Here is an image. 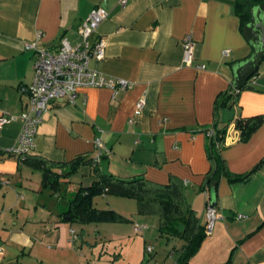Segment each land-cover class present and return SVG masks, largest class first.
Here are the masks:
<instances>
[{
    "label": "crops",
    "instance_id": "1",
    "mask_svg": "<svg viewBox=\"0 0 264 264\" xmlns=\"http://www.w3.org/2000/svg\"><path fill=\"white\" fill-rule=\"evenodd\" d=\"M120 1L0 0V115L16 118L29 102L34 54L23 44L54 50L63 39L74 46L89 11L104 8L107 17L90 37V42H104L103 57L90 58L88 68L131 88L118 90L114 98L107 88H81L72 104L49 103L31 156L51 163L89 160L99 139L108 152L97 165L101 172L143 175L156 183L177 178L185 201L204 224L206 194L199 191L208 170L203 130L216 120L218 128L226 125L220 150L226 172L241 176L261 165L244 182L219 179L214 195L219 217L188 264H264V59L235 105H213L219 93L232 88L231 66L250 52L234 0H124V6ZM184 36L193 43V65L203 69L183 65ZM254 116L260 123L240 141L232 118ZM19 131L17 119L0 128V264H148L146 258L150 264H174L183 243L158 236L156 218L137 215L132 200H92L94 208L112 210L126 223L62 222L67 201L95 179L91 168L79 166L55 191L41 188L40 172L6 153ZM153 227L157 238L176 241L163 259L149 240ZM146 246L152 249L147 255Z\"/></svg>",
    "mask_w": 264,
    "mask_h": 264
},
{
    "label": "trees",
    "instance_id": "2",
    "mask_svg": "<svg viewBox=\"0 0 264 264\" xmlns=\"http://www.w3.org/2000/svg\"><path fill=\"white\" fill-rule=\"evenodd\" d=\"M234 12L240 21V30L248 21L249 6L263 4L264 0H234ZM249 82V80H248ZM246 82L240 90L228 88L219 93L214 99L216 108L229 109L236 104L238 93L250 88ZM238 139L245 141L257 128L260 117L232 118ZM225 127H217L213 120L209 128L203 130L206 138L205 159L208 170L203 175L199 191L206 194L205 208L210 203V192L215 195V188L219 179L224 176L230 183L244 182L255 174L261 163L256 164L247 173L241 176H230L226 172L224 161L220 157L223 146ZM207 131L211 132L207 136ZM19 160L21 158L18 157ZM22 162L30 168L40 172L41 188L55 191L81 165L91 168L95 179L87 187H79L67 201L66 209L59 215L62 222L85 224L126 223L127 220L109 209H96L92 206L93 198L112 196L132 200L135 203L136 214L152 216L157 220L156 233L164 238L178 239L183 245L178 250L174 264H188L189 259L198 251L204 240L205 223L201 224L197 215L185 201L184 186L175 177L169 176L165 183H156L146 179L143 175L123 178L109 173H103L98 166H92L90 159L77 157L68 163H51L40 157H33L31 153L24 155ZM55 170H59L56 172ZM224 264H230V261Z\"/></svg>",
    "mask_w": 264,
    "mask_h": 264
},
{
    "label": "built area",
    "instance_id": "3",
    "mask_svg": "<svg viewBox=\"0 0 264 264\" xmlns=\"http://www.w3.org/2000/svg\"><path fill=\"white\" fill-rule=\"evenodd\" d=\"M120 6L125 1L121 0ZM107 17V12L102 7L92 8L84 21L77 29L79 41L70 46L61 39L54 50L35 48L33 44H23L24 51H31L34 54L32 65V78L28 87L29 102L20 115L13 118L8 115H0V128L5 124L17 119L20 123V131L15 141V146L6 153L16 158H23L31 153L32 140L41 122V114L46 110L49 103L65 100L72 104L76 91L81 88H107L112 92V98L118 90L126 91L131 84L124 80L105 78L101 73L88 68V60L94 58L100 60L103 57L104 42L101 39L90 42V37L95 33L99 23ZM39 39L40 34H35ZM182 63L184 66H191L193 69L201 70L202 65H193V43L189 36L181 39ZM228 51L222 54L227 55ZM142 101L136 104V111H139ZM207 136L211 135L207 131ZM94 155L90 162L92 166L99 164L101 158L108 154L106 148L99 139L93 142ZM205 230L204 235L209 236L213 223L218 219L215 209L205 208ZM141 228H134L138 232ZM151 247L146 246L145 253L151 252Z\"/></svg>",
    "mask_w": 264,
    "mask_h": 264
},
{
    "label": "water",
    "instance_id": "4",
    "mask_svg": "<svg viewBox=\"0 0 264 264\" xmlns=\"http://www.w3.org/2000/svg\"><path fill=\"white\" fill-rule=\"evenodd\" d=\"M241 35L250 52L245 59L231 66L233 74L231 86L235 91L245 86L248 79L255 74L259 63L264 59V3L249 6L248 21L242 26ZM209 208L214 209L212 191L210 192Z\"/></svg>",
    "mask_w": 264,
    "mask_h": 264
},
{
    "label": "rangeland",
    "instance_id": "5",
    "mask_svg": "<svg viewBox=\"0 0 264 264\" xmlns=\"http://www.w3.org/2000/svg\"><path fill=\"white\" fill-rule=\"evenodd\" d=\"M148 233H150L149 240L152 242V246L154 248V251L158 253V259H163L166 256V252L170 249L171 246L175 245V240H170L168 242H165L163 239H159L155 236V229L154 227L151 228ZM146 254V253H145ZM147 255V254H146ZM167 260V259H166ZM148 261V262H147ZM170 262V260H168ZM146 262L150 264V259L146 258Z\"/></svg>",
    "mask_w": 264,
    "mask_h": 264
}]
</instances>
